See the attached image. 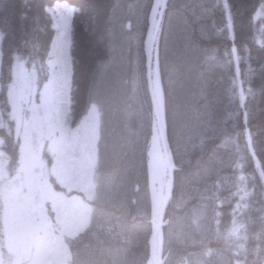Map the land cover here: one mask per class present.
Returning <instances> with one entry per match:
<instances>
[{
    "label": "trees",
    "instance_id": "trees-1",
    "mask_svg": "<svg viewBox=\"0 0 264 264\" xmlns=\"http://www.w3.org/2000/svg\"><path fill=\"white\" fill-rule=\"evenodd\" d=\"M116 1L0 0V149L7 158L9 174L16 170L20 153L8 99L12 64L22 62L42 85L48 79L47 58L54 33L49 10L55 2L71 6L70 120L76 122L101 78L109 48L118 46L109 35ZM178 1L188 4L196 15H176L173 1L171 7L168 1L154 51V79L158 72L162 89L158 107L174 178L171 202L156 243L167 258L163 264H213L217 260L220 264L221 253L227 264H264V0ZM168 8V26L177 31L169 44L163 41ZM147 27L144 24V30ZM221 38L225 49L218 46ZM212 51L224 65L205 67L203 55H213ZM141 68L143 61L139 70L143 78ZM146 104L141 135L131 133L138 126L123 122L124 113L117 125L103 124L108 133L114 132V138L107 136L101 142V165L121 168L124 164L117 158L123 151L136 154L140 146L157 141L147 96ZM142 171L148 206L137 207L133 195L115 202L121 211L126 210V217H132L128 221L133 225L126 233L127 254L133 252L140 264H146L156 203L155 198L151 201L146 164ZM51 181L58 190L53 176ZM174 199H179L180 207L171 206ZM64 240L69 264H111L109 256L99 250L92 227ZM129 260L126 258L125 264Z\"/></svg>",
    "mask_w": 264,
    "mask_h": 264
},
{
    "label": "rangeland",
    "instance_id": "rangeland-1",
    "mask_svg": "<svg viewBox=\"0 0 264 264\" xmlns=\"http://www.w3.org/2000/svg\"><path fill=\"white\" fill-rule=\"evenodd\" d=\"M160 2L116 1L117 10L110 16L109 35L119 47L109 48L101 78L76 122L70 121L71 6L55 2L49 10L54 34L47 58L48 79L42 85L38 84L32 69L16 60L12 64L8 99L14 136L20 140V153L16 170L9 174L7 158L0 149V264H68L64 238L89 226L94 229L99 250L109 256L111 264H125L126 258L130 259L126 264H140L133 252L127 254L126 233L133 225L129 222L132 217H126V210L121 211L116 202L133 195L137 207L148 206V190L142 178L146 164L151 201L155 198V207L159 206L167 183L159 145L151 140L150 146H140L136 154L134 150L123 151L117 162L124 165L109 169L101 165L104 159L101 142L106 141L107 136L113 139L114 132L108 133L102 127L104 123L117 125L120 113H124L123 122L131 121L138 126L131 132L133 135L145 132L146 120L142 118L147 117L143 109L147 107L146 96L149 99L145 77L147 45L154 24L153 8ZM169 16L170 11L163 35L167 44L174 41L177 34L176 29L168 26ZM127 22L129 29H126ZM144 24L145 27L148 24L146 30ZM160 34L156 35L155 45ZM142 43L146 51L142 50ZM166 48L171 53V48ZM191 49L195 51L196 47ZM212 52L213 55H203L205 67L224 65ZM164 53L167 52L164 50ZM141 59L143 78L139 72ZM154 63L156 59L153 66ZM151 70L154 75L155 69ZM2 125L0 109V127ZM51 176L58 190L53 187ZM178 201L174 199L171 206L180 207ZM155 217L156 212L154 220ZM155 249L166 263L167 258L160 255V245L156 242ZM226 260L225 254H219L220 264H227Z\"/></svg>",
    "mask_w": 264,
    "mask_h": 264
},
{
    "label": "water",
    "instance_id": "water-1",
    "mask_svg": "<svg viewBox=\"0 0 264 264\" xmlns=\"http://www.w3.org/2000/svg\"><path fill=\"white\" fill-rule=\"evenodd\" d=\"M163 2H164V0H163ZM160 18H161V16L158 15L156 20H155V26L153 27V31L151 34L152 35L151 41L149 43V49H148L149 53H151V50H152V47L154 44V38H155V34L157 33V30H158ZM146 78H147L148 90H149V93L151 96L156 132H157L160 150H161V154H162L163 164H164V167H165L166 173H167V187H166V191L164 193V196L162 198V201H161L159 209H158L155 226L152 229V232H151L149 240H148V254H149V257L151 260V264H162L163 260L157 259V256L155 253V248H154V241H155V237H156L158 231L160 230V228L162 226V222H163V219L165 216V211H166L169 199H170L169 197H170L171 189L173 187L174 178H173V169H172L170 159H169V155H168L167 143H166V139H165V135H164V131H163V126L161 123L160 112H159L158 104H157L156 99H155L154 89H153V84H152V79H151V54L148 55V62H147V68H146Z\"/></svg>",
    "mask_w": 264,
    "mask_h": 264
},
{
    "label": "bare ground",
    "instance_id": "bare-ground-1",
    "mask_svg": "<svg viewBox=\"0 0 264 264\" xmlns=\"http://www.w3.org/2000/svg\"><path fill=\"white\" fill-rule=\"evenodd\" d=\"M169 0H166V4H167V2H168ZM191 1V0H190ZM195 1V0H194ZM216 1H218V0H216ZM149 2V1H148ZM196 2H199V1H196ZM213 2V1H212ZM200 3V2H199ZM217 3V2H216ZM173 5H172V12H175V11H177L175 14L176 15H179L180 13H185L186 15L188 14V15H196V12H191V10L189 9V7H188V4H184V5H180V2L179 1H173V3H172ZM190 4H191V2H190ZM198 4V3H197ZM219 4V3H218ZM197 6V5H196ZM147 7V6H146ZM194 7V6H193ZM149 8V7H148ZM165 8H166V6H165V2H163V0H161V2H160V6H159V8H158V12L159 13H161V18H160V22H159V25H158V30H157V33L155 34V38H154V44H153V47H152V50H151V53H149V51H148V49H149V43H150V41H151V39H150V41H149V43H148V45H147V61H146V64H145V77H146V68H147V62H148V55L149 54H151V68H153V60L154 59H156V54L154 55V51H155V48H156V45H155V40H156V35H158L159 34V32H160V29H161V24H162V18H163V13H164V10H165ZM149 10V9H148ZM196 10H197V8H196ZM198 10L200 11V8L198 7ZM197 10V11H198ZM209 10V9H208ZM145 11V10H144ZM193 11V10H192ZM205 11V10H204ZM144 13V12H143ZM170 13H171V11H170ZM208 13V12H207ZM146 14V13H145ZM147 14H148V12H147ZM174 14V13H173ZM145 16V15H144ZM158 16V15H157ZM157 16H156V18H157ZM173 16V15H172ZM175 16V15H174ZM144 18V17H143ZM152 18V17H151ZM156 18H155V20H156ZM175 18H176V16H175ZM213 18H215L214 16H213ZM126 19V18H125ZM173 20V19H172ZM175 20V19H174ZM153 27H154V24H153ZM153 27H152V31H153ZM126 29H129V25H128V22L126 23ZM152 36V35H151ZM221 41H223L224 43H225V41H224V39H222L221 38V40L219 41V44H218V46H219V48H220V46H221V48H223V49H225V47H224V44L221 42ZM246 45V44H245ZM245 49V48H244ZM231 50L232 51H234V48H233V46H231ZM211 53H213V52H211ZM138 64V63H137ZM139 65V64H138ZM139 67V66H138ZM131 70V69H130ZM141 70H142V68H141ZM154 73H155V70H154ZM227 78H228V76H227ZM151 79H152V84H153V79H154V75H153V73H152V70H151ZM228 80H229V78H228ZM228 80H227V82H228ZM229 83V82H228ZM146 84H147V78H146ZM227 86H228V84H227ZM226 88H228V87H226ZM153 89H154V85H153ZM225 92H226V89H225ZM147 93H148V95H149V101H150V105H151V109H152V102H151V96H150V93H149V90H148V86H147ZM231 93H229V95H230ZM231 96V95H230ZM155 99H156V102L158 103L159 101H160V98L158 99V97L155 95ZM228 99V98H227ZM230 100V99H229ZM228 101V100H227ZM231 101V100H230ZM152 113H153V109H152ZM153 116H154V113H153ZM236 157V156H235ZM240 157V156H239ZM255 157V156H254ZM256 159V158H255ZM236 160V159H235ZM237 162H238V160H237ZM223 165V164H222ZM237 173H239V172H237ZM238 176H239V174H238ZM236 182V181H235ZM256 186V185H255ZM238 187H240V186H238ZM237 188V187H236ZM235 188V189H236ZM172 189H173V187H172ZM172 189H171V193H170V199H169V201L171 200V196H172ZM227 190V189H226ZM243 191H244V189H243ZM246 191V190H245ZM249 191V190H248ZM241 195V194H240ZM197 198V197H196ZM194 201V200H193ZM169 203V202H168ZM190 205V204H189ZM192 206V205H191ZM190 206V207H191ZM189 246V245H188ZM181 259V258H180ZM174 260V259H173ZM227 261V260H226ZM227 263V262H226Z\"/></svg>",
    "mask_w": 264,
    "mask_h": 264
},
{
    "label": "snow or ice",
    "instance_id": "snow-or-ice-1",
    "mask_svg": "<svg viewBox=\"0 0 264 264\" xmlns=\"http://www.w3.org/2000/svg\"><path fill=\"white\" fill-rule=\"evenodd\" d=\"M165 6H166V0H164ZM159 3L157 4V8L159 7ZM157 8H153V20H154V26H155V17L157 15H161V13L157 12ZM153 85H154V95L159 96L162 93L161 84H160V78L159 73L157 72L155 79H153ZM243 100V96L241 97Z\"/></svg>",
    "mask_w": 264,
    "mask_h": 264
},
{
    "label": "flooded vegetation",
    "instance_id": "flooded-vegetation-1",
    "mask_svg": "<svg viewBox=\"0 0 264 264\" xmlns=\"http://www.w3.org/2000/svg\"><path fill=\"white\" fill-rule=\"evenodd\" d=\"M170 1L171 0H169V2H168V4L170 3ZM173 1V0H172ZM167 5V4H166ZM170 5V4H169ZM169 5H168V7H169ZM170 7H171V5H170ZM168 10V12H169V8L167 9ZM168 12H167V14H166V19H167V15H168ZM164 16H165V13H164ZM128 25H129V22H128ZM130 28V27H129Z\"/></svg>",
    "mask_w": 264,
    "mask_h": 264
}]
</instances>
